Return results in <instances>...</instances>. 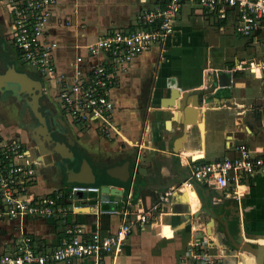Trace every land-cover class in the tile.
Returning <instances> with one entry per match:
<instances>
[{
	"label": "crops",
	"instance_id": "obj_1",
	"mask_svg": "<svg viewBox=\"0 0 264 264\" xmlns=\"http://www.w3.org/2000/svg\"><path fill=\"white\" fill-rule=\"evenodd\" d=\"M166 1L55 0L49 7L45 39L55 45L57 71L44 78L20 61L12 40V17L0 0V76L10 72L9 80L0 82V122L4 133L19 137L40 159L30 193L47 196L72 184L100 188L66 201L70 208L65 220L0 214V255L12 252L24 236L38 252H49L69 237L67 230L75 224L88 235L112 234L122 215L101 212L119 210L127 202L132 212L147 209L175 188L151 223L126 237L119 253L99 262L83 258L71 264H187V249L198 238L207 240L212 255L223 254V264H264V254L259 255L264 249V175H244L224 189L191 179L196 165L235 157L242 143L257 154L264 152V52L260 43L236 32V10L220 16L185 4L164 43L118 70L111 90L115 129L110 137L97 124H76L64 110L62 87L69 86L79 71L86 78L95 64L108 65L104 55L91 56L87 46L113 30L135 27L142 12ZM232 34L242 39L233 40ZM242 62L247 67L252 62L254 69L226 71ZM12 69L41 81L40 89L26 83L40 106L31 105L33 99L22 91ZM60 74L65 75L61 85ZM173 89L180 91L179 98L192 94L185 125L173 117L177 107L164 102ZM196 93L207 101L194 112L189 108H195ZM37 126L52 142L37 132ZM85 160L94 183L73 181ZM111 169L127 180L110 176ZM104 186L110 187L108 193L102 192Z\"/></svg>",
	"mask_w": 264,
	"mask_h": 264
},
{
	"label": "built area",
	"instance_id": "obj_2",
	"mask_svg": "<svg viewBox=\"0 0 264 264\" xmlns=\"http://www.w3.org/2000/svg\"><path fill=\"white\" fill-rule=\"evenodd\" d=\"M54 2L55 0H3L12 17V40L19 52L20 61L44 78L53 76L57 71L53 52L55 45L45 39L49 7ZM185 4H197L204 12L220 16H225L228 9L236 10V32L253 38L260 43L264 52V0H167L161 6L142 12L135 27L113 30L87 46L91 56L104 55L108 65L95 64L86 78L79 71L69 86L62 87L60 96L64 110L76 124H97L105 135L111 136L115 129L111 90L118 70L149 51L153 45L164 43L174 32L177 16ZM82 59L83 56H78L77 63L82 62ZM248 67L253 70V63L250 62ZM248 67L242 62L227 67L226 71L234 73ZM64 79L65 75L60 74V85ZM262 110L264 111V106ZM3 129L0 122V214L65 220L70 208L66 201L76 200L78 195L100 192V188L93 184H72L47 196L30 193L36 182L40 159L30 154L19 137L10 136ZM236 150L238 155L235 157L196 165L191 179L224 189L231 184H238L244 175H264V152L257 154L245 143L237 146ZM175 191V188L166 190L147 209L132 212L127 202L119 210L101 212L122 215L121 225L109 235H103L99 231L88 235L80 226L71 225L67 230L69 237L63 238L45 253L38 252L32 239L24 236L12 252L0 255V264H71L83 258H94L99 262L106 255L119 253L126 237L151 223L152 217L162 210V206ZM222 259L223 254L210 253L207 240L202 238L194 240L185 255L187 264H223Z\"/></svg>",
	"mask_w": 264,
	"mask_h": 264
},
{
	"label": "water",
	"instance_id": "obj_3",
	"mask_svg": "<svg viewBox=\"0 0 264 264\" xmlns=\"http://www.w3.org/2000/svg\"><path fill=\"white\" fill-rule=\"evenodd\" d=\"M12 73L16 74L17 78L19 80H21L19 82V84L22 85V91L26 92L27 94H29L31 96V98L33 99V102L31 103V105L32 104L33 105L37 104L38 106H40V103L38 102L37 96L35 94H33V92L28 91V87H27L26 83L27 84L28 83L33 84L34 87L40 89V87L42 85L41 81H35L28 74H26V73H22V74L21 73H17L14 69H12ZM9 74H10V72H6L4 75L0 76V82L3 81V80H9V78H8ZM179 94H180V91L178 89L171 90V94L169 96L170 98L166 99L164 102L167 105H169V106L177 107L176 112H174V114H173V117L179 118L180 122L182 123V125H185V124H187V122L185 120L184 113H186V111H187L188 102L190 101V97L192 96V94L189 93V92L188 93L185 92L184 94H182V96L180 98H179ZM202 101H207V98H203L202 95L196 93L194 95V100L192 101V106L195 107V108H189V109H192L195 112L196 111V107L199 108ZM43 103H44V101H43ZM36 114L41 119L40 120V124H43L44 121L42 119V114L40 113V111L38 110L36 112ZM201 125H202V123H201ZM42 126H37L36 127V129L38 128L37 132L41 133L42 136H45V138H48L49 141H50L51 137L48 135L47 131L44 132ZM50 142H52V141H50ZM57 144H59V143H57ZM113 169L108 170V173L110 174V176H114V177L120 178L121 180H127V179L122 178L120 176L114 175L113 172H112ZM73 181L85 182V183H94L95 182V175H94V172L92 171V167H91L90 162L88 160L83 161V164L81 166V173H80V175L77 178L73 179ZM109 191H110V187L109 186H104L102 188V192L103 193H108ZM212 194L216 195V193L213 192V191H212ZM263 252H264V249L261 252H259L260 257H263V254H264Z\"/></svg>",
	"mask_w": 264,
	"mask_h": 264
},
{
	"label": "rangeland",
	"instance_id": "obj_4",
	"mask_svg": "<svg viewBox=\"0 0 264 264\" xmlns=\"http://www.w3.org/2000/svg\"><path fill=\"white\" fill-rule=\"evenodd\" d=\"M232 36H233V38H234L233 40H236V41H239L240 39H242V38L239 39V37H238L237 35H235V34H232ZM233 40H232V41H233ZM244 40H245V39H244Z\"/></svg>",
	"mask_w": 264,
	"mask_h": 264
},
{
	"label": "bare ground",
	"instance_id": "obj_5",
	"mask_svg": "<svg viewBox=\"0 0 264 264\" xmlns=\"http://www.w3.org/2000/svg\"><path fill=\"white\" fill-rule=\"evenodd\" d=\"M185 187H186V186H185ZM191 193H192V192H191ZM191 193H190V194H191ZM190 197H193V198H194V197H195V193H193L192 195H190Z\"/></svg>",
	"mask_w": 264,
	"mask_h": 264
},
{
	"label": "flooded vegetation",
	"instance_id": "obj_6",
	"mask_svg": "<svg viewBox=\"0 0 264 264\" xmlns=\"http://www.w3.org/2000/svg\"><path fill=\"white\" fill-rule=\"evenodd\" d=\"M261 242H264V241H261Z\"/></svg>",
	"mask_w": 264,
	"mask_h": 264
}]
</instances>
